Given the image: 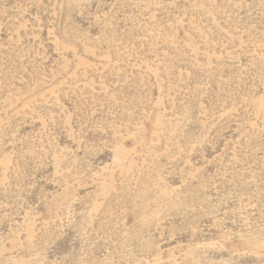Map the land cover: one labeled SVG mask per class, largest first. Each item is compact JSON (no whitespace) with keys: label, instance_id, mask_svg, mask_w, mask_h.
Instances as JSON below:
<instances>
[{"label":"rangeland","instance_id":"1","mask_svg":"<svg viewBox=\"0 0 264 264\" xmlns=\"http://www.w3.org/2000/svg\"><path fill=\"white\" fill-rule=\"evenodd\" d=\"M0 264H264V0H0Z\"/></svg>","mask_w":264,"mask_h":264}]
</instances>
